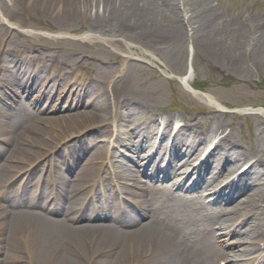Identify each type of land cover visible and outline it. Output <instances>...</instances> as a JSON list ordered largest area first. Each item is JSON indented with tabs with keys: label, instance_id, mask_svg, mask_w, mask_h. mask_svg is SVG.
Listing matches in <instances>:
<instances>
[{
	"label": "bare ground",
	"instance_id": "1",
	"mask_svg": "<svg viewBox=\"0 0 264 264\" xmlns=\"http://www.w3.org/2000/svg\"><path fill=\"white\" fill-rule=\"evenodd\" d=\"M10 1L12 8L6 11L9 22L0 28V41L8 31L21 28L18 14L38 10L45 16H54L59 25L74 26L80 21L90 29L114 27L126 40H136L143 46L175 42L188 37V33L193 40L198 32L196 44L222 56L219 58L224 61L264 62V29L249 36V28L242 25L230 31L231 41L223 40L221 32L212 35V18L196 0H188L187 7H178V14L167 0ZM196 14L201 18L195 20L198 25L191 21ZM1 24L4 23L0 21ZM10 38L5 46L15 44L20 50L16 55L0 46V90H14L16 95L9 102L12 109L0 102V264H264V227L262 230L255 221L264 210V188L253 189L257 180L264 178V167L252 159L260 152L242 150L237 144L229 146V132L212 147L207 135L225 124L210 116L202 131L192 127V119L187 118L174 128L172 136L171 118H166L159 132L156 119L146 113L152 106L140 101L127 70L114 78L109 97L102 84L112 73L111 66L90 65L88 73L78 68L75 76H79V83L68 77L65 63L76 54L75 58L84 61V49L73 52L67 42L43 48L38 43H16ZM35 48L47 49L49 59L44 60L37 50L34 59L23 57L22 51ZM131 52L128 46L123 52L122 71L133 57ZM153 60H157L155 56ZM180 82L191 88L187 75ZM4 95L0 93V98ZM195 96L212 104L209 95ZM46 99L51 115L59 103L70 110L80 103L83 110L71 116H36L31 109L40 112L38 106ZM108 104L115 112L120 108V115L114 114L112 119L103 116ZM258 113L264 115V108ZM106 122L112 129L103 126ZM256 130L264 139V124H256ZM100 132L109 133L104 143L89 138ZM168 134L169 153V145L164 143ZM88 138L90 144L82 149L73 145L76 140L79 143ZM122 138L128 146L127 160L119 159L115 151ZM64 144L65 156L57 152ZM207 147L211 149L200 166L189 171L191 162L197 161ZM242 161L247 168L237 174ZM39 170L54 183L49 186L56 191L55 202H46L50 189L47 179L33 197L24 186L20 197L12 195L16 174L27 175L28 180ZM140 174L149 176V183L143 184ZM192 177L196 180L187 190L194 189L198 194L199 190L215 191L210 203L200 202L194 191L180 192ZM215 179L222 180L221 187L213 182ZM171 182L178 186L174 192ZM120 192L134 197L137 208L120 210L121 200L114 199V194ZM256 197L262 202L259 207H254ZM95 215L107 223L78 224ZM214 223L222 228L215 230ZM245 236L256 245L253 252L243 246ZM230 239L233 243L226 249ZM256 252L259 258L250 256Z\"/></svg>",
	"mask_w": 264,
	"mask_h": 264
},
{
	"label": "rangeland",
	"instance_id": "2",
	"mask_svg": "<svg viewBox=\"0 0 264 264\" xmlns=\"http://www.w3.org/2000/svg\"><path fill=\"white\" fill-rule=\"evenodd\" d=\"M167 1L173 4L171 6L177 11V14L180 12L178 7L182 8L184 5L187 7L186 3L188 2V0ZM157 2L158 0H156V3ZM196 4L202 6L201 8L210 14L212 18L210 22V25L212 24V35L216 32H221L220 38L223 40L231 41V39H229L231 37L230 31L236 30L242 25L249 28V36L255 35V32H258L259 28L264 29V0H196ZM11 5L12 1L10 0H0V21L4 23L1 24L0 28H5L7 26L6 24L9 22L6 11L12 8ZM22 6L23 9L26 8L24 3ZM17 17L21 24V28L17 31H8L0 41L1 48L11 39L10 37H13L16 43H38V45L43 48L67 42V45L71 47L73 52H77L75 49H84L86 51L84 61L79 60L80 57L75 58L78 54L74 56L72 52L71 55H73V57H71L69 62L65 63L64 68L66 69L68 77L70 76L73 79H77L79 83V76H75L78 68L80 71L88 73V70L90 72L92 69L91 66L97 68L111 66L112 73L104 79V81L108 80L107 82L105 81L106 84H104V81L102 84L104 85L106 95L110 97L112 92V81L115 77L122 75V73L127 70L131 74L132 86L141 97L140 101H142L145 106H152L146 109V113H149L148 117L156 119L155 124H157L158 127L157 131L160 132L163 129L166 118H171L173 130L169 133H171L172 136L175 134L174 128L180 126L182 124L181 121L184 119H192V127L201 131L206 125L208 116H210V118L220 119L225 125H223L222 129L207 135L206 140L211 142L213 146L217 144V140H219L225 132H229L231 140H229V142L227 141L229 143L228 145L232 147L234 144H237L239 148L246 151L251 149L257 150L260 152V155L252 159L253 161L257 159V164L260 162V166L264 167V139L260 138V133L256 130V124H264V115H259L258 113L259 109L264 108L263 61L255 64L251 62L241 64L235 63L234 61H224V59L222 60L219 58L222 56H218L212 51L203 50L196 44V40H198L197 37L199 36L198 32L193 40L190 38V33H188V37L184 36L178 41L162 43L153 47L152 45L143 46L133 39L126 40L114 27L90 29L85 22L80 21L74 26L59 25L60 23L54 16H45L38 12V10H25L18 14ZM199 18L200 15L196 14L195 17L191 18V21L196 20L198 22ZM196 21L195 23L197 24ZM108 26L111 25L109 24ZM194 26L195 25H193V27ZM257 26L259 27L257 28ZM199 31L200 33L202 32L201 29H199ZM257 34L258 33H256V35ZM86 37L93 38L94 40L89 42L84 39ZM127 46L131 49L133 57L129 60L130 63L125 64L122 71L120 64L125 56L123 52L126 51ZM4 49L6 52L13 51L16 55L20 50L15 44L9 48L7 45ZM36 50L38 51L37 48H35V50L22 51V54H24L23 57L29 58V60L34 59L33 57L37 55ZM140 51H142L144 55H142ZM38 52L41 54L40 57L44 60L49 59L50 55L47 49H40ZM153 55L157 60H153ZM148 59H150V61L152 60L154 63L149 62ZM87 63L89 65H87ZM185 75L188 76L191 82V88L185 87L180 82V79ZM88 77L87 79L89 81L86 80L87 83L90 82V78ZM91 78L93 77L91 76ZM40 88L44 89L45 86ZM6 91V89H2L0 93L5 92L3 102L9 106L8 103L13 99L12 92H14V90H9V94H6ZM199 93L211 96L212 104L199 100L195 96V94ZM63 95H65V93ZM81 106L83 105L79 103L77 108L70 110L67 106H63L62 103H59L57 105L59 109L53 114L71 116L72 112L83 110ZM110 109L111 104L110 106L108 104V107L103 112V116L112 119L114 114L119 116L121 113L120 108L117 109L119 112ZM46 122L48 121L46 120ZM103 126L112 129V125H110L109 122H106ZM96 127L97 126L93 128V131ZM113 128L116 129L115 123ZM49 131L50 130H46L45 132ZM100 133L101 134L93 133V137L91 136L89 138H93L92 140H101V142L104 143L109 133ZM43 138H46L45 133ZM89 138L87 141L83 139V141L79 143L76 140L73 145L79 146V148L82 149L90 144ZM155 141H157V139H155ZM170 142L171 137H169L168 134L164 143L165 145H169L168 143ZM72 143L73 141L69 143V146H71ZM65 146H67V144H64L61 148L58 147L57 152H61ZM127 149L128 146L126 145V141L122 138L115 150L116 154L120 155L119 159H128V156H126L127 154H125ZM75 155H77L76 152ZM202 158L203 156L198 162H200ZM41 161L46 162L43 160ZM243 165L244 162L242 161L239 166L240 170L244 167ZM38 172L39 171L35 172V179L38 176ZM139 176L143 184L149 182L147 175L143 176L140 174ZM217 181L218 179H215L213 182ZM260 181L264 182V178L262 179L261 177L257 180L258 183L253 189L258 186L264 188V184ZM262 191L264 196V189ZM256 199L257 197L254 200V207H259L262 202ZM259 214L258 217H260V219L255 221L263 230L264 210ZM84 223H86V221L81 220L78 224ZM213 225L220 227L215 223ZM243 240V246L251 248L253 252L256 248V245L253 244V240L247 238V236H245ZM228 241V245H226L227 248L233 243L231 239ZM263 245L264 237L261 240V246ZM20 255L23 256L22 253H20ZM255 256H258L257 252Z\"/></svg>",
	"mask_w": 264,
	"mask_h": 264
}]
</instances>
